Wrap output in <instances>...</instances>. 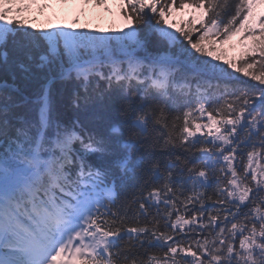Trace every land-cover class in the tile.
I'll use <instances>...</instances> for the list:
<instances>
[{"label":"snow or ice","instance_id":"snow-or-ice-1","mask_svg":"<svg viewBox=\"0 0 264 264\" xmlns=\"http://www.w3.org/2000/svg\"><path fill=\"white\" fill-rule=\"evenodd\" d=\"M119 4L0 0V264H264V0Z\"/></svg>","mask_w":264,"mask_h":264},{"label":"rangeland","instance_id":"rangeland-1","mask_svg":"<svg viewBox=\"0 0 264 264\" xmlns=\"http://www.w3.org/2000/svg\"><path fill=\"white\" fill-rule=\"evenodd\" d=\"M76 1L77 0H73V2H70L67 5H60L58 3H55V0H51V2L53 3V7L45 9L42 13H38L36 21L42 19L50 11H56L57 13L65 14L70 5H72ZM118 3L119 0H108L107 4L104 6L97 7L95 6V4L85 5L78 16L80 24H83L85 20H88L91 22V24H95L97 22L106 24L110 26L112 30L121 28L123 26V17L118 11ZM246 43L247 42L242 41L240 35L234 37L233 41L230 44H226L223 47L227 54V57L231 58V55H238L232 53L245 52Z\"/></svg>","mask_w":264,"mask_h":264},{"label":"trees","instance_id":"trees-1","mask_svg":"<svg viewBox=\"0 0 264 264\" xmlns=\"http://www.w3.org/2000/svg\"><path fill=\"white\" fill-rule=\"evenodd\" d=\"M188 17H187V15L186 14H179V15H177V17H176V19L177 20H182V19H187ZM97 28H103V26H101V25H97L96 27H95V29H97ZM231 55V54H230ZM242 55V53H239L238 55H231L230 57L231 58H238V57H240ZM235 56V57H234Z\"/></svg>","mask_w":264,"mask_h":264}]
</instances>
